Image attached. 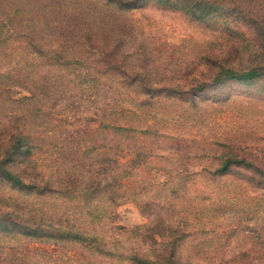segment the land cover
Returning a JSON list of instances; mask_svg holds the SVG:
<instances>
[{"label":"rangeland","instance_id":"1","mask_svg":"<svg viewBox=\"0 0 264 264\" xmlns=\"http://www.w3.org/2000/svg\"><path fill=\"white\" fill-rule=\"evenodd\" d=\"M0 74V264H264V0H0Z\"/></svg>","mask_w":264,"mask_h":264},{"label":"trees","instance_id":"2","mask_svg":"<svg viewBox=\"0 0 264 264\" xmlns=\"http://www.w3.org/2000/svg\"><path fill=\"white\" fill-rule=\"evenodd\" d=\"M191 6L192 7H200V6L211 7L210 5H207V4H204V3H201V2L198 5L196 3H191ZM215 7H217V6L215 5ZM230 74L235 76L238 79H248V78L249 79H253V78L257 77L258 75H260L261 71L257 67H253V68H250L248 70L241 71L239 73L238 72H236V73L230 72ZM0 75L4 76L6 74H0ZM23 140H24L23 133L20 132V135L16 139V145L13 147V149H14L13 152H15L16 149H18L21 146V144L24 142ZM109 172H110V169H108V167H106V165H105V168H104V179L107 178V174H109ZM104 188H105V191H109V189H110L109 187H104ZM87 192H88V195L86 193L85 196H87L89 202H91L92 199L94 198L95 194L99 192V184L98 183H96V184L95 183H91L89 185V188H87ZM96 207H97V209H100V208H103L104 206H102L101 202L97 201Z\"/></svg>","mask_w":264,"mask_h":264}]
</instances>
